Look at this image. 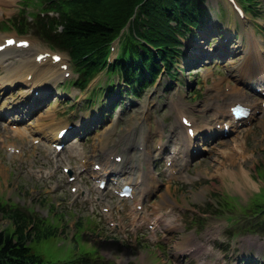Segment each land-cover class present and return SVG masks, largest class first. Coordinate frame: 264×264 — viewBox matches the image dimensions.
<instances>
[{
    "label": "rangeland",
    "instance_id": "1",
    "mask_svg": "<svg viewBox=\"0 0 264 264\" xmlns=\"http://www.w3.org/2000/svg\"><path fill=\"white\" fill-rule=\"evenodd\" d=\"M237 1L244 7L243 1ZM17 2L18 0H14V2H5L3 4L6 15L12 16L18 11ZM39 5L34 6V9L28 8V10L42 11ZM206 7L212 17L209 29L207 28L208 31H204L203 28L199 29L200 36L198 38L195 40L192 38L185 40L186 46L184 50L186 52V57L188 56L186 61L196 62V58L193 57V54L199 53L202 47H204V51L207 50L210 54L223 52L221 49L214 52V49H218L221 40L223 41L224 38L228 36L230 37L228 42L237 45V48L234 50L236 56L233 58L234 62L231 63L230 60L221 62L215 58L202 70L201 68L187 67L183 73L179 72L181 81H178V83H170L167 77L163 76L160 83L144 92L142 98H129L127 102L132 105L130 110L122 109L118 121H114L110 125L113 127V133H111L112 141L109 142V146L117 147L127 145L130 140H133V145H135L140 142L141 134L146 130V134L155 140H158V138H155L158 130L164 132V135L169 134V132H171L170 127L178 124L175 119L177 115L176 108L178 107L184 109L186 113L194 117L198 123H203L204 120H210V111L201 112L199 109L214 103L217 92L222 95L225 94V96L228 97L229 85L236 86V72L230 71L229 67L231 65L244 66L243 60L245 56L243 51L248 48L249 31L253 30L255 35L262 41V46L264 48V0H256V6L249 7V9L251 8L257 13V16L249 11H245V18L243 19H240L236 13H234L231 5L226 0H207ZM2 31H4V28H2V24L0 23V35ZM207 32L209 33L207 34ZM7 34L15 35L16 33L10 30ZM24 37L30 39L33 43L32 48L34 49L29 52L30 58L36 53V49L45 51L51 50L49 46L38 36L34 35L31 30L29 34ZM200 39H204L205 43L203 42L204 40ZM199 40L202 43L201 45H199ZM211 41L218 42L212 49L210 48ZM62 56L67 60L66 54L62 53ZM184 62V59H181L180 62L177 63V68H183L185 66ZM15 70H18L16 76L20 75V78H22L23 72L20 68ZM107 77V73H101L96 81H94L84 93H80L75 87L70 86L67 88L66 93H60L58 99L54 103L50 104V100L47 101L44 104L45 107L48 105L47 109L43 110L39 116H36L39 125H43L45 122L48 127L46 131L40 132L41 129L37 126L36 119L34 118L33 121L31 120L32 124L27 127L30 134H28V138H25V143L14 138L12 132L8 134L12 138L8 139V141H16L18 144L15 145L20 146L22 149L24 157H22L20 162L14 161V156H11L6 150L7 146H0V196L20 206L31 207L38 215L42 217L47 216L50 219L56 217L58 213H60L57 207V201H59L58 205H61L62 212L65 213L60 224L64 225V232H67L68 237H73L76 222L81 220V216L87 214L86 210H88L89 206L70 192L71 185L67 182L66 176L62 174L60 167L61 164L66 163L59 161L58 158L49 156L48 152H46V148L41 147V145H35V147L38 148L32 151L30 148L31 140L33 137L40 135L51 138L52 130L50 129V125L55 117L57 124L63 120L64 124L66 122H71L79 126L81 123H84L85 120L87 121L96 116L97 112L100 111L98 107L101 105L100 103L105 100V97H100L102 101H94L93 106L85 99L98 95L99 93L92 92V88L94 86L97 88L105 84ZM58 82H60V80L42 84L45 86L43 91L51 93L54 88L60 86ZM22 83V81H19L17 87L7 92V94L12 93L8 99L17 100L20 98L21 95L19 92L17 93V89H21L20 86ZM216 83H218L217 86L221 89L220 91L216 89L213 90ZM224 89H226V91ZM245 91L254 98V94L251 90ZM75 96L78 97L79 101L73 103L75 101V99H73ZM22 99L24 103L29 101H31L30 103L34 102L32 101V99H34L33 95L27 98L23 97ZM70 99H72L71 103L74 104V107L68 103ZM180 103H182L183 106H180ZM7 105L11 106V109L13 107H18L19 103ZM30 117H32L31 114ZM262 117L263 116H260L258 120L253 121V125L251 126H243L239 132H236L229 138L218 140L209 152H196V148L193 151L195 160L192 164L187 166L185 179L177 178L169 180L170 178L168 175L170 171L169 168L165 166V160L162 158L163 156L158 154L153 159L152 165L155 166L154 168L156 169L158 178H160V182H157V189L151 195L150 202L147 205L149 219L152 222L158 220V218H154V215L157 214L153 212L151 203H159L161 202V197L167 198L168 195L172 202L171 206L163 207V209L158 212L161 213L162 219L158 220L156 226L157 237H159V231L168 228H165L164 222H162L163 219L170 220L172 225L175 226L171 229L168 228L171 230L169 234L172 235L173 242L171 246L170 244L166 246L169 248L167 252H165V255L160 254L159 251H154V243L150 240L154 232L148 231L144 226H138L136 231H134L130 221L126 222L127 229L129 230L125 232L128 242L126 241L123 243L121 240H113L106 237L107 235L115 236L113 231L104 230V232H101L103 235L100 234L98 237L102 244L100 254L105 258L115 261L117 264H172V259L178 262L181 260V257H176L178 254L175 253L173 245L175 243L179 244L180 242H184L187 237H191L193 234L197 239L202 240L206 246H209L213 250V253L205 249L197 250L194 252L195 255L190 256L191 259L187 260V262H191V264H196L197 260L211 261L217 264H230V261L233 262L236 260L235 255L247 254L249 250L262 255L264 252L263 248L253 250L256 249V247H250L248 249V245L257 246L256 240L259 241V243L261 240H258L256 235L246 230H238L237 227L243 224V221L236 223L228 219L231 215L237 216L242 211L240 207L249 206L253 202L255 196L257 201H260L259 198H264V189H262L264 188V118ZM33 131H36L38 134H34L33 136ZM102 132L103 131H100L98 134ZM134 133L136 134L135 136ZM244 133L245 135H243ZM199 137L202 140L205 138L204 136ZM103 139V134L98 137L94 134L89 141L86 143L82 142L80 145L85 147V154L89 156L92 154V149H95L97 144ZM239 140L243 142L244 155L242 157H236L235 164H228L226 169L228 171L229 169H237L240 166L245 169L252 181L248 182V187L243 186L241 188L235 187V185L231 183L232 177L224 175V172L221 171V163L227 160L223 157H219L218 152L223 148L234 147L239 143ZM221 143H224V145H221ZM5 144L9 143L5 142ZM202 145L203 141L199 142L197 146L202 147ZM150 149L153 150L155 154L156 150L154 147ZM6 152L9 154V158L5 156L7 155ZM32 153H34V155H31ZM94 154L95 153L92 155ZM130 155L131 157L128 159L131 161L136 162L139 158V152L136 149H133ZM198 155L199 157L196 158ZM65 157L72 166L81 163L80 157L73 155L71 157L67 152ZM31 171H43L41 174L42 177H33ZM258 177L261 179H258ZM78 179H80L82 184L88 187L93 193L97 192L95 182L90 179L88 173L80 175ZM260 189L262 190L259 195ZM168 192H170V194H168ZM224 197L233 198L229 200L235 202L236 205V208L232 210V212H224L221 210L220 206L221 203L224 202ZM62 199L64 203H62ZM123 204L126 210H132V206L128 202L125 201ZM69 205L73 206V208H70ZM89 212H91V210ZM84 222L85 225L80 230V239L82 241L85 240V236L83 237L81 233L87 234L93 232L92 226L99 225L97 220L89 216L84 218ZM11 226L12 222L9 217L0 213V231L10 229ZM118 236L121 237L119 234ZM157 237L156 239H158ZM90 239L95 241L94 238ZM132 240L139 242L142 248H137L136 242L133 243ZM67 243V239L62 235H58L38 244L34 248V251L41 254L46 260L57 261L64 257L63 248ZM144 244L147 245V248ZM145 252H148L146 258L142 256L146 254Z\"/></svg>",
    "mask_w": 264,
    "mask_h": 264
},
{
    "label": "trees",
    "instance_id": "2",
    "mask_svg": "<svg viewBox=\"0 0 264 264\" xmlns=\"http://www.w3.org/2000/svg\"><path fill=\"white\" fill-rule=\"evenodd\" d=\"M48 1L58 18L41 19V36L52 47L68 52L81 85L106 68L109 43L129 23L119 59L109 71L119 72L134 93L155 79L162 68L172 77L178 56L183 54L181 37L201 27L206 13L204 0ZM260 206L255 205L264 231V206ZM15 222L14 234L0 233V264H45L29 243L56 236L57 229L42 232L40 227L30 229L26 223Z\"/></svg>",
    "mask_w": 264,
    "mask_h": 264
},
{
    "label": "bare ground",
    "instance_id": "3",
    "mask_svg": "<svg viewBox=\"0 0 264 264\" xmlns=\"http://www.w3.org/2000/svg\"><path fill=\"white\" fill-rule=\"evenodd\" d=\"M253 34V33H251ZM202 44V43H201ZM249 49L248 52L246 54V59H245V64L244 66L238 67L235 66L236 72H238V79L237 82H239L241 80H245L248 77H253L257 72H260V76L264 75V59L261 57V55H259L258 53L255 52L256 49V41L254 37H249ZM31 48V44L27 49H15V51L21 53L23 55V53L25 52V50H28ZM14 48H9L7 50H5L4 52L0 53V60H26L24 58V56L15 53L13 50ZM40 54V53H39ZM38 55V54H37ZM24 62V61H23ZM35 67H38V63H34ZM59 64L61 63H53L52 61H50V63L48 65H44L39 67L38 72H37V78L40 81L43 80H49L52 79L54 77H59V73L58 70L56 69V66H59ZM27 68V67H25ZM259 80V79H257ZM33 82H31L30 84H32ZM248 83V82H247ZM230 92H231V96H233V101L235 100H243V101H248L250 102V106L252 107V113L249 115V117L247 118L248 120H251L254 116L257 115V113L259 114H263L264 115V109L258 105V103L256 101H251L250 97L241 92V89L232 87L230 88ZM232 104H228V102H224L221 101V103H217V105H215L213 112L212 113V117L213 119L211 121H208L206 124L204 125H198L194 119H191L194 127H195V133L196 134H201L202 132H208L211 134V131L214 130V128L209 127V125L212 123L213 120L217 121L218 118H225V115H227V112H229V107ZM182 115H184L182 112H179L177 114V118L181 117ZM20 120H23V117H20ZM235 124L232 127V130L234 129ZM59 131V130H58ZM53 138V140L57 139V132ZM171 131L174 132V135H169L170 142L172 144V148L169 150V152H172L171 154V158L167 159V161H171L172 162V167H171V174L174 175H179L182 176V169L183 167L187 166L189 159H187V157H191V152L193 151V147L192 143H193V139H195V137H190L187 135L186 130H184L183 126L182 127H178L177 131H175V129L171 128ZM150 140L149 136L144 134L142 136V143L140 145H144V162H140L139 164H133L132 163V167H124L121 164H117L116 163H109L108 158H104L103 161H105L107 163V167H101V169L99 171H93L92 172V176L95 178H99L101 176H104L106 173L108 172H114V174L116 175V178H113L112 180L116 182L115 186L120 184L122 181H130L134 184L135 188L131 194L132 198H134V204L136 206L139 205L141 206L143 204V200L145 198H147L156 188L155 183L159 182V180L155 178L154 172H153V168L151 167V156L150 154L153 153L152 151L146 149L147 145H148V141ZM151 141V140H150ZM159 148H162L164 143L162 141H159ZM147 144V145H146ZM207 150H211L208 147H204V149ZM244 145L242 140H239V143L237 145H235L234 147H227V148H223L220 149L219 152V157H223L225 160L224 163H221V171L224 172V175H228L232 177V184L235 185V187L237 188H241V187H248L249 181H252L251 177L248 175V173L245 171V169L243 167H239L237 169H229L227 171L226 166L228 164H235L236 162V157H242L244 155ZM48 150L51 151V147L50 145H48ZM127 151V150H125ZM55 152V151H54ZM85 159V158H84ZM240 159V158H239ZM90 160V159H89ZM109 163V164H108ZM94 164V163H93ZM145 165L146 168H143L142 165ZM85 165L82 164V167H84ZM176 166H181L182 168L178 171V172H173L175 170ZM105 168V169H104ZM207 169V168H206ZM144 173V174H143ZM124 174H128V178L124 177ZM133 174H136L135 176ZM143 174V179H142V183H139V177ZM175 175V176H176ZM106 176V175H105ZM112 177H115L114 175ZM96 180V179H95ZM98 180V179H97ZM97 182V181H96ZM98 184V188H99V183ZM114 189H117V187H114ZM119 192H120V188H118ZM168 194H170V192H168ZM170 196L168 195L167 198H169ZM167 198H162L163 202H168ZM159 204H155L154 206H158ZM133 215L136 217L137 214L134 212Z\"/></svg>",
    "mask_w": 264,
    "mask_h": 264
},
{
    "label": "snow or ice",
    "instance_id": "4",
    "mask_svg": "<svg viewBox=\"0 0 264 264\" xmlns=\"http://www.w3.org/2000/svg\"><path fill=\"white\" fill-rule=\"evenodd\" d=\"M11 42V41H10ZM58 58V57H57Z\"/></svg>",
    "mask_w": 264,
    "mask_h": 264
}]
</instances>
